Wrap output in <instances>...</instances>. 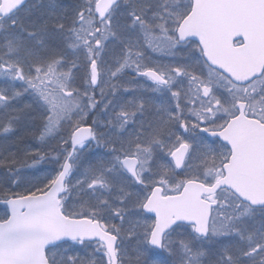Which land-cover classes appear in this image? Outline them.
I'll list each match as a JSON object with an SVG mask.
<instances>
[{
    "label": "snow or ice",
    "instance_id": "snow-or-ice-1",
    "mask_svg": "<svg viewBox=\"0 0 264 264\" xmlns=\"http://www.w3.org/2000/svg\"><path fill=\"white\" fill-rule=\"evenodd\" d=\"M0 264H264V0H0Z\"/></svg>",
    "mask_w": 264,
    "mask_h": 264
}]
</instances>
